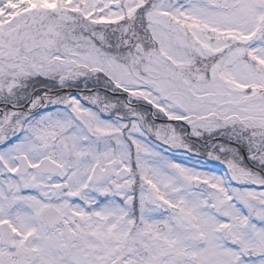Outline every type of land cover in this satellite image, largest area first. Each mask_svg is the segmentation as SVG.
I'll use <instances>...</instances> for the list:
<instances>
[{
	"label": "snow or ice",
	"instance_id": "obj_1",
	"mask_svg": "<svg viewBox=\"0 0 264 264\" xmlns=\"http://www.w3.org/2000/svg\"><path fill=\"white\" fill-rule=\"evenodd\" d=\"M0 264H264V0H0Z\"/></svg>",
	"mask_w": 264,
	"mask_h": 264
}]
</instances>
